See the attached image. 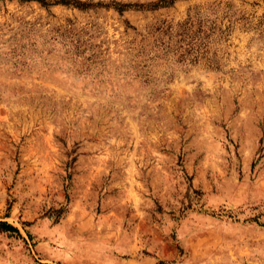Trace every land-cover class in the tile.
Returning a JSON list of instances; mask_svg holds the SVG:
<instances>
[{"label":"rangeland","instance_id":"374dc122","mask_svg":"<svg viewBox=\"0 0 264 264\" xmlns=\"http://www.w3.org/2000/svg\"><path fill=\"white\" fill-rule=\"evenodd\" d=\"M0 264H264V0H0Z\"/></svg>","mask_w":264,"mask_h":264},{"label":"trees","instance_id":"16d2710c","mask_svg":"<svg viewBox=\"0 0 264 264\" xmlns=\"http://www.w3.org/2000/svg\"><path fill=\"white\" fill-rule=\"evenodd\" d=\"M0 231H8V232H16L18 233V230L15 226L5 222L0 221Z\"/></svg>","mask_w":264,"mask_h":264}]
</instances>
